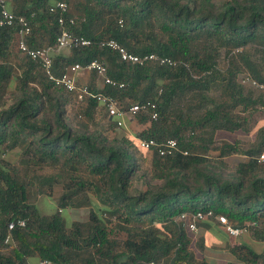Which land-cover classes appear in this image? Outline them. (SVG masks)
Returning a JSON list of instances; mask_svg holds the SVG:
<instances>
[{"label":"trees","instance_id":"16d2710c","mask_svg":"<svg viewBox=\"0 0 264 264\" xmlns=\"http://www.w3.org/2000/svg\"><path fill=\"white\" fill-rule=\"evenodd\" d=\"M58 1L68 4L67 20L75 17L66 28L95 43L55 54L54 72L105 62L109 76L125 86L105 85L103 93L122 108L157 105L158 119L139 139H176L188 155L154 151L151 169H144L145 150L128 137H110V129H119L115 119L108 116L106 129L96 123L103 105L92 98L77 103L75 93L56 86L27 56L14 64L17 28L0 26V264H29L30 258L50 264H210L204 239L178 219L183 213L248 217L262 226L250 229L263 237L264 122L252 120L264 111V97L243 80L264 83V0H15L14 12L31 22V46L57 48L59 15L50 9ZM109 38L131 53H154L177 65L123 62L99 47ZM136 116L149 121L148 114ZM197 131L199 145L191 140ZM14 148L28 167L59 168L42 184L63 183L52 214L30 201L33 182L1 159ZM83 206L88 221L68 229L60 209ZM19 220L25 226L16 225L6 244L9 223ZM233 253L246 264L261 258L245 245Z\"/></svg>","mask_w":264,"mask_h":264},{"label":"built area","instance_id":"2783aa9c","mask_svg":"<svg viewBox=\"0 0 264 264\" xmlns=\"http://www.w3.org/2000/svg\"><path fill=\"white\" fill-rule=\"evenodd\" d=\"M15 0H0V26L16 27L15 40L18 46V51L24 56L29 57L33 61L40 64L44 73L50 81L56 86L62 87L68 92L76 94V102L80 103L87 98H92L103 105L108 116L115 119L117 127L122 128L126 126L125 120L127 118H135L138 113H145L149 115V122L156 121L158 119V111L156 103L147 101L143 103H136L128 108H122L120 102L113 96L107 95L102 92H93L90 90L88 84H79L77 75L84 71L95 72L98 79L105 85H118L120 88L124 87V83H117L108 74V66L105 62L99 60H93L88 65L82 66L75 64L70 67V70L57 75L54 72L53 58L57 51L63 49H72L78 47H88L95 43V41L86 39L82 36L75 35L69 31L66 26L75 24V17H70L68 20L65 17V13L68 11V4L65 1H58L53 7L51 12L58 13V25L61 27V32L57 38V49L50 46L45 47H33L29 43V39L32 35V25L30 20L22 15H17L13 10V4ZM100 48L109 49L119 56L120 60L133 65H144L146 63H157L159 65L176 66L177 61L162 57L157 54H145L137 55L129 52L124 46H122L117 40L109 38L102 39L97 42ZM243 83H251L254 87L260 89L264 97V83H260L250 76L243 80ZM138 146L145 151H155L160 156H170L177 152L184 155H188V151L180 150L178 141L176 139H138ZM264 160V155H261L259 161ZM180 221L185 222L188 228L196 232L199 223H205L207 221H215L222 226L225 233L232 237H238L247 233L250 227L261 229L262 226L258 222H250L248 225L242 227L235 226L227 216L215 215L212 211L197 212V213H183L178 218ZM214 222V223H215ZM16 225L20 227L25 226V221L19 220L16 223L10 222L8 225V233L5 237V243L9 244L13 241L12 230ZM40 264H50L47 261H41ZM125 264H132L127 262ZM150 264H165L164 260L153 261Z\"/></svg>","mask_w":264,"mask_h":264},{"label":"rangeland","instance_id":"374dc122","mask_svg":"<svg viewBox=\"0 0 264 264\" xmlns=\"http://www.w3.org/2000/svg\"><path fill=\"white\" fill-rule=\"evenodd\" d=\"M14 10V9H13ZM57 49V48H56ZM71 52L70 49H63L57 51L56 54H64L69 55ZM13 53V62L14 64L21 65L25 59V56L18 51V46L15 40V44L12 48ZM80 83V81H78ZM15 83V82H14ZM14 83H12L10 89L14 88ZM189 106V105H188ZM252 122L256 125L261 122H264V111L261 109L259 112L255 113L253 116ZM96 123L99 124L100 127L103 129L108 128V114L105 109H101L99 111V116L96 120ZM149 121L146 123H141L139 117L131 118L127 120L126 126L119 128V129H110L109 135L110 137L113 136H121L129 139H133L137 144L138 139L140 138L139 135L145 133L149 127ZM108 126V127H107ZM200 131L196 132L191 136V140L196 144L199 145L202 143L200 141ZM154 151H146L140 153V160L141 165L144 169H151L152 167V158H153ZM1 159L8 163L15 171H17L21 176H26L28 181H32L33 185L30 187V201L35 203L42 214L50 215L58 209L59 200L63 194V183H55L49 187V185H42L46 180L51 179V177L56 176L59 172V168H55L52 166H44L38 167L31 165L28 167L26 164L22 162V150L20 148H14L11 150H5L2 155ZM261 164H264V160L261 161ZM41 185V186H40ZM136 186L139 188H145L142 183H137ZM42 187V188H41ZM40 188L44 191L41 195L37 194L36 189ZM91 198L95 201V198L92 194H90ZM62 215L65 219L66 226L68 229H72L75 224L80 225L84 224L89 219V208L87 206L75 208L69 207L66 209H60ZM213 223L215 221H212ZM217 223V222H215ZM248 225V223H247ZM204 229L198 226V229L195 233L196 237L199 238V234L201 235ZM110 234L119 238L126 237V234L123 232H115L114 230H109ZM81 256H84L81 254Z\"/></svg>","mask_w":264,"mask_h":264},{"label":"crops","instance_id":"0c3cea01","mask_svg":"<svg viewBox=\"0 0 264 264\" xmlns=\"http://www.w3.org/2000/svg\"><path fill=\"white\" fill-rule=\"evenodd\" d=\"M77 80L82 84L95 85L98 91L104 88L98 77L96 76V78H94L89 71L79 73L77 75ZM129 119L131 118H127L125 122L127 123ZM210 153L214 154L215 152L211 151ZM232 219L233 221H230L238 227L247 225V223L249 224L251 222L248 217L234 216ZM199 227L204 229L198 237L204 239V244L206 246L204 256L210 264H246L240 261L233 253V250L241 245L248 246L260 255L261 258L258 264H264V236L260 237L256 229H250L241 236L232 237L225 233L221 225L213 223L212 221H207ZM38 263L40 264L39 258H30L29 260V264Z\"/></svg>","mask_w":264,"mask_h":264}]
</instances>
